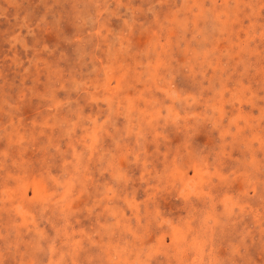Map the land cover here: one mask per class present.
I'll use <instances>...</instances> for the list:
<instances>
[{
  "label": "rangeland",
  "instance_id": "obj_1",
  "mask_svg": "<svg viewBox=\"0 0 264 264\" xmlns=\"http://www.w3.org/2000/svg\"><path fill=\"white\" fill-rule=\"evenodd\" d=\"M0 264H264V0H0Z\"/></svg>",
  "mask_w": 264,
  "mask_h": 264
}]
</instances>
